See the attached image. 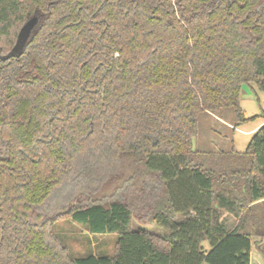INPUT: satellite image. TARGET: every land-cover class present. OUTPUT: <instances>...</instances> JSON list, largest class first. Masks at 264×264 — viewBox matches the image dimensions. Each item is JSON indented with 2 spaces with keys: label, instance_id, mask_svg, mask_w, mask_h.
<instances>
[{
  "label": "trees",
  "instance_id": "trees-1",
  "mask_svg": "<svg viewBox=\"0 0 264 264\" xmlns=\"http://www.w3.org/2000/svg\"><path fill=\"white\" fill-rule=\"evenodd\" d=\"M245 84L264 92V0H0V264H250L264 125L243 152L232 135L264 112L245 117ZM59 220L115 234L112 254L72 257Z\"/></svg>",
  "mask_w": 264,
  "mask_h": 264
},
{
  "label": "rangeland",
  "instance_id": "rangeland-1",
  "mask_svg": "<svg viewBox=\"0 0 264 264\" xmlns=\"http://www.w3.org/2000/svg\"><path fill=\"white\" fill-rule=\"evenodd\" d=\"M240 106L246 117L259 115L261 112H264V92L258 90L253 84L243 85ZM261 122L260 118H256L235 128L232 136L233 147L237 152L245 151L251 137L249 131ZM262 125L264 124L260 126ZM205 137L206 134L202 133L201 138ZM224 218L228 223L232 222V218L229 215L224 214ZM130 226L132 229H145L158 235H165L167 233L164 228L144 223L135 217L132 218ZM51 231L68 248L70 255L76 258L83 257L89 253L93 255L112 254L117 239L115 234L92 235L83 226L71 220H59L55 222ZM254 243L256 244L257 242ZM203 247L208 249L206 241L203 242ZM258 247L260 246L255 245L252 247L254 249L252 264H264V254L258 252L260 250Z\"/></svg>",
  "mask_w": 264,
  "mask_h": 264
},
{
  "label": "water",
  "instance_id": "water-1",
  "mask_svg": "<svg viewBox=\"0 0 264 264\" xmlns=\"http://www.w3.org/2000/svg\"><path fill=\"white\" fill-rule=\"evenodd\" d=\"M32 23L29 22L27 25H25L21 31L19 32V35H18V39H17V42L13 48V50L7 55L8 56H17L21 49H22V46H23V43L28 35V32H29V29L31 27Z\"/></svg>",
  "mask_w": 264,
  "mask_h": 264
},
{
  "label": "crops",
  "instance_id": "crops-1",
  "mask_svg": "<svg viewBox=\"0 0 264 264\" xmlns=\"http://www.w3.org/2000/svg\"><path fill=\"white\" fill-rule=\"evenodd\" d=\"M246 117V115H245ZM261 124H264V122H261L260 124H258L257 126L253 127L249 132L252 134V132H254ZM256 245L260 246L258 247L260 250L258 251L259 253L264 254V239L263 238H258L256 239ZM253 248H251L250 251V264H252V253H253Z\"/></svg>",
  "mask_w": 264,
  "mask_h": 264
}]
</instances>
